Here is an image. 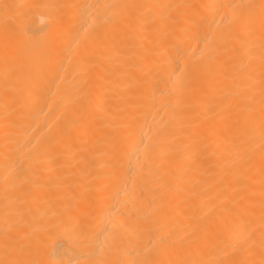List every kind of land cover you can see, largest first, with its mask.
<instances>
[{
	"label": "bare ground",
	"instance_id": "bare-ground-1",
	"mask_svg": "<svg viewBox=\"0 0 264 264\" xmlns=\"http://www.w3.org/2000/svg\"><path fill=\"white\" fill-rule=\"evenodd\" d=\"M0 264H264V0H0Z\"/></svg>",
	"mask_w": 264,
	"mask_h": 264
}]
</instances>
